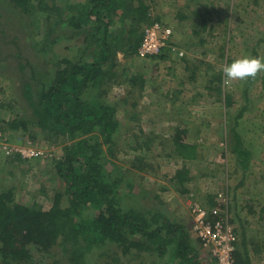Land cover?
Listing matches in <instances>:
<instances>
[{
    "label": "trees",
    "instance_id": "1",
    "mask_svg": "<svg viewBox=\"0 0 264 264\" xmlns=\"http://www.w3.org/2000/svg\"><path fill=\"white\" fill-rule=\"evenodd\" d=\"M4 1L18 14L20 25L24 23L25 28L33 29V35L37 37L43 35L33 45L50 61L53 60L49 52L58 38L69 36L73 42L71 47L74 46L77 52L57 56L54 71L45 72L43 78L30 57H24L25 51L19 49L17 53L23 59L19 61L20 69L24 71L29 68L22 94L31 114L28 118L16 116L9 120L2 119V109L12 110L13 106L11 103H0V131L27 132L32 140L36 139L34 132H42L53 144H61V138L69 143L63 146L64 154L60 159H50L63 186L54 188L50 194L42 189L51 201L48 209L37 202L24 204L17 201L15 186L10 182L4 184L0 178V264H101L104 255L112 259L111 264H122L120 259L134 257H154L150 264H214L216 259L204 250L199 240L195 242L191 238L184 225L173 222L160 211L142 212L123 206L126 197L119 187L124 177L112 178L106 170V164L115 156L114 137L121 126L117 117L118 108L108 103L107 96L114 84L129 82L133 83L131 88H138L142 95L149 81L139 72L132 77L126 76L127 68H120L118 55L122 53L132 57L138 54L145 26L160 21L159 17L151 15L155 0H85L83 3L66 2L64 5L60 0ZM186 1L193 2L197 7L192 17L178 14L181 24L186 19L192 20L200 28L194 29L195 35L203 31L211 36L214 25H211L210 17L223 12L217 0ZM232 1L221 0L227 6V12L235 13L239 5ZM2 16L0 13V18ZM225 29L227 33V24ZM235 29V25H232L229 30L233 34ZM234 38L236 36L233 35L220 48L221 61L226 56V44ZM171 40L181 49L174 32ZM199 42L198 46H202L207 41L201 38ZM185 46L189 50L191 43ZM171 54L178 55V52L165 48L159 55L142 58L156 61L151 78L153 92L160 90L156 87L155 77L159 62L175 61ZM180 58L188 70L190 59ZM144 60L143 63L146 62ZM233 60L227 57L225 64ZM190 78L192 80L194 76ZM262 79L264 84V77ZM210 82L218 84L216 89L220 95L225 93L222 90L225 82L223 72L213 74ZM247 83L246 95L254 85L253 81ZM225 95L226 106L232 107L233 99L230 94ZM136 106L134 102L132 108ZM246 110L247 107H242L238 114L226 120L230 123L234 121V125L230 126L232 138L229 146L236 158L235 171L244 174L249 172L253 158V151L245 145L238 129ZM133 111L131 118L136 116ZM187 136L185 129H176L173 141L176 154L183 161L196 160L200 153L198 144L189 141ZM105 146H109L107 151L104 150ZM41 158L38 156L30 160L15 153L6 156L5 162L22 164L35 160L39 163ZM137 161L134 166L144 169L142 159L138 157ZM175 179L182 193L191 192L187 186L194 177L186 165L177 171ZM228 189L221 191L229 195L231 202ZM206 197V205L212 209L219 205L216 194L210 193ZM230 204L223 206V209L227 210L230 222L239 221L234 231L237 237L239 234L242 237L239 236L236 243V264H254L251 254L259 253V247L248 239L245 220L243 223L237 211L233 217ZM217 218L218 215L211 214V219ZM105 247L106 250L102 251ZM92 259L96 260L92 262ZM140 264L145 263L141 261Z\"/></svg>",
    "mask_w": 264,
    "mask_h": 264
},
{
    "label": "rangeland",
    "instance_id": "2",
    "mask_svg": "<svg viewBox=\"0 0 264 264\" xmlns=\"http://www.w3.org/2000/svg\"><path fill=\"white\" fill-rule=\"evenodd\" d=\"M60 1L64 5L66 2L83 3L85 0ZM233 2L239 5L235 13L227 12L224 2L217 0L219 9L223 12L215 13L210 17L214 30L212 35L208 36L203 31L195 35L194 29L200 28L194 25V21L186 19L181 24L178 19L179 13L192 17L197 7L193 2L155 0L151 9L152 17H159V22L172 28L178 46L185 52L183 57L190 59V67L185 70L183 63L178 61L180 58L177 57L174 60L178 62L173 65L169 63L170 60L159 62L155 75L156 87L160 88L157 93L151 90L155 61H146L139 58L138 54L132 57L124 56L122 53L118 55L120 68H127L126 76L132 77L139 72L149 81L142 95L139 94L138 88H131L133 83L129 82L124 85L114 84L107 96L108 103L118 108L117 117L121 126L114 137L115 156L106 164V170L112 178L124 177L119 187L121 194L126 197L122 202L123 206L142 212L160 211L173 222L184 225L195 242L198 240L196 241L191 227L192 210L196 205L212 209L211 206L206 205L208 200L206 195L210 193L218 195L222 193V189L229 188L231 202L228 194V196L223 195L227 203H231L233 217L237 211L243 223L245 220L248 239L259 247V253L252 254V262L264 264V84L262 81L264 72H260L251 80L254 85L249 88L247 95L244 91L248 86L247 82H251L248 79L242 83L224 82L222 90L227 95L230 94L233 99L232 107L226 106L225 93L221 95L218 93L216 89L218 84L210 82L213 74L222 72L227 57L234 60L245 54L264 57V41H261L264 38V0H233L231 3ZM8 5L6 1L0 0V13L3 15L0 18V103H11L13 106L12 110L2 109L1 117L5 120L16 116L28 118L31 114L22 94V85L29 68L24 71L20 69L19 61L23 59L17 55L19 49L25 51L24 57L27 55L26 57H30L37 65L42 74L41 78L45 72L54 71L53 66L57 56L74 55L77 52L74 46L71 47L73 42L70 41L69 36L58 38L49 52L53 60L50 61L49 57L39 53L33 45L35 41L42 39L43 35L37 37L33 35V29L25 28L24 23L20 25L18 14ZM232 25L236 27L233 34L229 30ZM233 35L236 38L226 44V56L221 61L220 48L226 40L232 39ZM201 38H206L207 42L198 46ZM186 43H191L189 50L185 46ZM143 60L146 62L143 63ZM192 75L194 79L191 80ZM167 89H183L179 102L175 97L169 94L164 96L165 94L161 93L162 90ZM134 102L137 103L135 109L132 108ZM242 107H247V110L240 120L241 126L238 129L245 145L253 151L250 170L246 174L239 170L235 171L236 158L229 146L232 138L230 126L234 125V121L231 123L226 121L229 116L234 117L238 114ZM132 111L136 113L134 118H131ZM227 122L231 125L228 126ZM178 128L185 129L188 132L187 139L198 144L200 153L196 160L183 161L176 154L173 141ZM1 133L3 142L7 146H31L42 154L39 163L33 160L31 163L22 164H8L5 162L6 156L0 155V178L3 179V183L10 182L15 186L17 201L24 204L37 202L43 205L44 209H48L51 201L47 199L46 194H50L56 187L63 186L50 163L63 156V146L69 142L61 138V144H53L42 132L37 134L34 132L35 140L29 138L27 132L9 130ZM134 133L137 136L134 137ZM108 147L105 146L104 150L107 151ZM138 157L142 159L144 169L134 166L138 163ZM52 158L53 160H50ZM184 165L194 177L187 186L191 192L187 193H182L178 189L175 179L177 171ZM43 188L47 191L46 194L42 192ZM238 222L230 223L237 228ZM239 236L241 237V234ZM154 260V257L120 259L122 264H140L141 261L150 264ZM111 262L112 259L109 260L104 255L100 263L111 264Z\"/></svg>",
    "mask_w": 264,
    "mask_h": 264
},
{
    "label": "built area",
    "instance_id": "3",
    "mask_svg": "<svg viewBox=\"0 0 264 264\" xmlns=\"http://www.w3.org/2000/svg\"><path fill=\"white\" fill-rule=\"evenodd\" d=\"M172 35V28L163 26L159 22L145 26L143 40L138 49L139 57L147 58L159 55L165 48H171L173 52H178L179 57H183L184 51L172 44ZM3 141V134L0 132V155L9 156L19 153L23 158L30 160L42 156L31 146H7ZM216 201L219 205L212 210L200 205H196L192 210L193 233L196 240L201 242L204 250L216 259L214 264H236L234 255L238 237L234 231L235 228L229 221L227 210L223 209V206L228 205L227 199L221 193L217 195ZM211 214L218 215L219 219H211Z\"/></svg>",
    "mask_w": 264,
    "mask_h": 264
},
{
    "label": "clouds",
    "instance_id": "4",
    "mask_svg": "<svg viewBox=\"0 0 264 264\" xmlns=\"http://www.w3.org/2000/svg\"><path fill=\"white\" fill-rule=\"evenodd\" d=\"M226 84L255 78L264 72V57L242 55L222 67Z\"/></svg>",
    "mask_w": 264,
    "mask_h": 264
},
{
    "label": "crops",
    "instance_id": "5",
    "mask_svg": "<svg viewBox=\"0 0 264 264\" xmlns=\"http://www.w3.org/2000/svg\"><path fill=\"white\" fill-rule=\"evenodd\" d=\"M182 50V49H181ZM185 53V52H184ZM172 55V57H173V60H174V58H180L179 57V55H175V54H171ZM181 59V58H180ZM150 61V60H149ZM178 61H180V63L182 64L183 63V61H181V60H178ZM177 60H175V61H169V63L171 64V65H173L174 63H176V62H178ZM156 62V61H155ZM179 63V64H180ZM184 69H185V66L183 67ZM171 70V69H170ZM186 70V69H185ZM182 86V85H181ZM179 91H181V92H179ZM184 91H183V89H177V90H172V89H167V90H162L161 91V93H163V94H165L164 96H166V95H170V96H173V97H175L176 98V100H177V102H179V98H180V96L182 95V93H183ZM193 222V221H192ZM191 222V227H192V223ZM252 255V254H251Z\"/></svg>",
    "mask_w": 264,
    "mask_h": 264
},
{
    "label": "bare ground",
    "instance_id": "6",
    "mask_svg": "<svg viewBox=\"0 0 264 264\" xmlns=\"http://www.w3.org/2000/svg\"><path fill=\"white\" fill-rule=\"evenodd\" d=\"M256 125V124H255ZM206 138V137H205Z\"/></svg>",
    "mask_w": 264,
    "mask_h": 264
}]
</instances>
